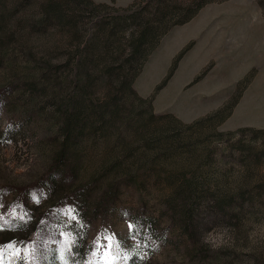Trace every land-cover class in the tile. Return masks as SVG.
Listing matches in <instances>:
<instances>
[{"label": "rangeland", "instance_id": "374dc122", "mask_svg": "<svg viewBox=\"0 0 264 264\" xmlns=\"http://www.w3.org/2000/svg\"><path fill=\"white\" fill-rule=\"evenodd\" d=\"M74 1L0 0V264L37 248V225L65 221L105 260L264 264V0H79L83 28L145 6L173 16L132 84L151 103L115 94L108 124L101 81L73 94L76 33L37 23ZM195 172L208 185L186 207L174 182Z\"/></svg>", "mask_w": 264, "mask_h": 264}, {"label": "trees", "instance_id": "16d2710c", "mask_svg": "<svg viewBox=\"0 0 264 264\" xmlns=\"http://www.w3.org/2000/svg\"><path fill=\"white\" fill-rule=\"evenodd\" d=\"M87 1L89 3L86 6H91L93 2L91 0ZM74 2L73 6L69 4L67 6L63 2H50L49 5L43 7L44 19L37 22L38 24H44V22L54 21L66 25L76 33L77 43L74 49L68 51L66 61V65L69 66L71 71L69 78L73 84V94L86 93L88 87L94 81H101L105 85L106 99L103 102L104 105H101L102 112L96 117L102 124H108L114 119L116 111L114 109L118 108L112 102V96L115 94L124 96L130 93L141 101L151 103V98L141 96L132 84L143 67L144 61L148 58L149 52L157 42V38L167 30L168 23L173 21V18H171L173 16L168 15L170 11L167 9V11H161L157 15L154 14L148 17L145 16L147 11L145 6L142 10L134 11L129 17L110 20L105 24L99 23L94 18L95 20H91L90 26L84 24V27L87 28H83L77 20L81 18L84 10L82 2L79 0ZM162 9L166 8L162 7ZM90 10L95 13V6ZM65 15L67 19H65ZM174 21L180 22L178 20ZM125 22L134 25L131 33L125 39L126 42L122 40L125 33ZM84 30L85 35H81L80 31ZM82 84L84 85L82 86ZM164 116L170 117L171 115ZM222 119L223 117L216 121L219 122ZM94 129L98 130V127H94ZM172 130L180 132L178 128ZM66 134H68V137L70 136L68 131H66ZM217 134L223 135L224 133L219 131ZM131 172L126 171L125 173L129 175ZM198 174L195 172L190 177L184 174L181 176L180 182H174L177 183L174 189L175 198L181 200L186 207L205 195L199 192V189L202 186H207L208 182H206L207 184H204L203 180L202 183L198 182ZM126 181L130 185L141 186L145 184V179L137 181L128 178ZM215 201L217 204L221 202L219 195L215 196ZM15 226H17V222L9 227L14 228ZM183 227L187 237L192 238L189 224H183ZM36 228L38 229L36 234L39 239L35 241L37 248L26 255L13 257L5 255L4 264H144L145 261L144 258L142 259L136 255L126 257L120 254H112L114 258L111 260L98 257L97 244L88 238L86 230L79 229L78 223L69 227L66 226V221L57 225L50 223V226L43 223L37 225ZM44 235L47 238L42 239Z\"/></svg>", "mask_w": 264, "mask_h": 264}, {"label": "snow or ice", "instance_id": "6c2138e0", "mask_svg": "<svg viewBox=\"0 0 264 264\" xmlns=\"http://www.w3.org/2000/svg\"><path fill=\"white\" fill-rule=\"evenodd\" d=\"M110 246V245H109Z\"/></svg>", "mask_w": 264, "mask_h": 264}]
</instances>
